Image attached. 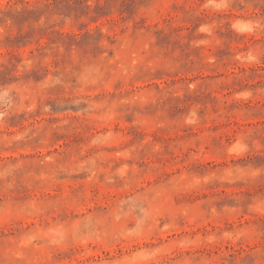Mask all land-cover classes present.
I'll use <instances>...</instances> for the list:
<instances>
[{"label":"rangeland","instance_id":"rangeland-1","mask_svg":"<svg viewBox=\"0 0 264 264\" xmlns=\"http://www.w3.org/2000/svg\"><path fill=\"white\" fill-rule=\"evenodd\" d=\"M0 264H264V0H0Z\"/></svg>","mask_w":264,"mask_h":264},{"label":"clouds","instance_id":"clouds-1","mask_svg":"<svg viewBox=\"0 0 264 264\" xmlns=\"http://www.w3.org/2000/svg\"><path fill=\"white\" fill-rule=\"evenodd\" d=\"M216 8H221V7H223L224 5L222 4V3H217V4H215L214 5Z\"/></svg>","mask_w":264,"mask_h":264}]
</instances>
